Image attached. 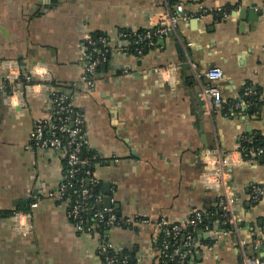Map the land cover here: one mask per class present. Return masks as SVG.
<instances>
[{
    "label": "crops",
    "instance_id": "0c3cea01",
    "mask_svg": "<svg viewBox=\"0 0 264 264\" xmlns=\"http://www.w3.org/2000/svg\"><path fill=\"white\" fill-rule=\"evenodd\" d=\"M201 2L214 11L186 7V20L139 56L123 49L122 34L157 28L166 0H0V264H103L97 236L80 233L60 200L63 156L31 144L36 125L53 116L56 89L71 94L102 159L93 191L104 205L111 198L119 217L148 221L109 235L120 254L136 250L137 264L154 262L161 219L183 225L194 210L219 209L217 192L200 181L211 153L232 152L236 188L264 186V154L239 152L241 136L264 135V104L231 111L247 85L264 97V0ZM93 36L107 45L89 87ZM213 66L224 71V104L206 116L197 92ZM29 74L34 83L9 95L8 84ZM236 215L237 234L215 241L204 232L191 264H243L240 241L249 256L264 257L254 248L264 198L242 197Z\"/></svg>",
    "mask_w": 264,
    "mask_h": 264
},
{
    "label": "built area",
    "instance_id": "2783aa9c",
    "mask_svg": "<svg viewBox=\"0 0 264 264\" xmlns=\"http://www.w3.org/2000/svg\"><path fill=\"white\" fill-rule=\"evenodd\" d=\"M168 13L164 15L157 28L147 30L144 33L139 32H124L122 34L123 41L126 46L123 48L128 51L129 39L134 38V44L138 45L135 48V54L142 56L147 47L154 45L155 39L167 36L172 30H175L178 25L186 20L185 10L190 5L197 3L201 6L204 13L213 12L214 10L201 0H166ZM218 11H222L219 9ZM102 47L107 45L105 38L99 39ZM95 46V42L89 37L86 42V50L89 47ZM96 48H93L95 51ZM99 56L94 57L92 53L86 54L85 73L83 82L92 87L95 82L96 72L99 66L104 61V52L100 49ZM204 76L207 83L203 84L198 92L197 99L201 104L203 114L206 116L217 113L224 104L223 94L218 83L224 79V71L217 66L208 68ZM33 75H25L24 78H19L17 81L8 84L10 89L9 95L22 94L23 89L33 84ZM53 95V97H52ZM50 94L49 101L53 107L54 113L51 119L39 122L33 133L31 134L32 146L53 150L63 156L66 160L69 173L68 176L62 177L59 188V194L62 196L66 190L72 186L66 183L67 178H72L79 172L81 166H85L90 157L82 158V150L84 146H88L86 138L85 117L82 113H76L73 110L70 96L66 94ZM256 95L252 86H245L242 96L232 107V114L239 111L240 107L248 108L253 105L249 100L250 97ZM264 101V97L262 99ZM56 119V123L52 122ZM66 139V140H65ZM245 140L241 136L240 141ZM241 147V146H240ZM239 152L243 158V152L239 148ZM264 154V146L259 150L251 151L250 155L258 156ZM96 155L93 159H96ZM244 159V158H243ZM33 162V160H32ZM105 163L109 161L104 160ZM99 164V163H97ZM233 166L232 152H214L204 159L203 171L200 174V181L204 188L216 191L219 196V211L223 214V219H214L211 221V226L204 229H199L200 225L206 219L215 216L214 212H203L194 210L185 224L172 223L166 219H161L158 223L159 228L164 234L160 249L155 248L156 258L155 264H191L196 252H199L203 245L198 241L195 235L187 234L185 231L189 227L195 231L201 230L208 234L213 240L221 241L224 238L236 235L239 230V219L236 215V206L242 201V197H249L252 202H259L264 198V186L253 185L251 188L238 189L231 183ZM92 170L88 171V183H97ZM79 199L74 207L68 211L69 218L74 219L75 228L82 234H90L97 236L99 239V256L103 264H120V252L114 247L110 241L109 235L116 226H120L121 222L127 226L135 223H140L144 226L149 225L145 219L125 218L118 221V215L113 207H104L98 210L94 215L97 219L106 221L107 233L100 237L99 230L95 225H89L87 220L79 218V213L86 211V199L90 196L89 188H84L79 194ZM100 202V199H99ZM67 205L69 201H66ZM106 216V217H105ZM245 242L240 241V246L243 254V264H264V257L249 256L245 251ZM254 248H264V226L260 229V236L254 241ZM170 249V252L166 250Z\"/></svg>",
    "mask_w": 264,
    "mask_h": 264
},
{
    "label": "trees",
    "instance_id": "16d2710c",
    "mask_svg": "<svg viewBox=\"0 0 264 264\" xmlns=\"http://www.w3.org/2000/svg\"><path fill=\"white\" fill-rule=\"evenodd\" d=\"M145 31H139V33H144ZM91 39L95 42V46L89 47V49L87 50L88 53H92L94 57H98V51L101 49L104 53L106 52L105 48L102 47V44H100L99 39L100 37H91ZM157 41V39H155L154 43ZM129 46H128V52L129 53H133L135 54V48L138 45L134 44V38L131 37L129 39ZM93 48H96L95 51H93ZM149 47L145 48L144 53L146 52V50ZM24 78V76L22 77ZM34 83V80L32 81ZM247 86H251V85H247ZM253 88V87H252ZM254 89V88H253ZM256 95L252 96L249 98V100L256 105H260V104H264V101L260 99V93L259 91L255 90ZM9 93H10V89H9ZM52 94H66L68 96H70V101H71V94L66 92V90H54V92L51 93ZM53 97V95H52ZM74 112L76 113H81L77 110H75V108L73 107ZM52 122L56 123V119L54 118L52 120ZM84 127H86L84 125ZM245 137V140L240 141V150L243 152V158L244 159H250L252 158L250 155L251 151H256L259 150L262 146H264V135L260 132H255V133H249V134H245L243 135ZM66 140V139H65ZM36 147V146H35ZM96 154H94L89 146H84L83 150H82V154L81 157L82 158H87L90 157V161L85 165V166H81L79 169V172L76 173L72 178H67L65 180L66 183H70L72 184L71 187H69L66 192L60 196V200L66 202L69 201L68 203V211L70 212V210L74 207L76 201L79 199V194H81V191L84 188H89L90 190V196L86 199V211L84 212H80L79 213V218L83 219V220H87L89 225H95L97 227V230H99L100 233V237L102 235H104V233H107L108 229L106 228L105 224L106 221L105 219L103 220H99L97 219L94 215L97 213L98 210H101L105 207L104 202L102 200V198H100L98 196V193H95L93 190L94 186H96L97 183H88L89 180V175L87 174L89 170H92V172H94L95 166L97 165V163H100L102 161V159L96 155V159H93V157ZM64 162V171H63V175L64 176H68L69 173V167L68 164L66 162V160H63ZM100 199V202H99ZM215 213V216L210 218V219H206L204 220V222L200 225L199 229H204L207 226H211V221H213L214 219H223V214L217 209L215 211H213ZM106 217V216H105ZM70 221L74 224V222H76L74 219L69 218ZM125 218L119 217L118 216V221L122 220ZM120 226H127L126 224H123L121 222ZM120 226H116L114 227H120ZM187 234H193L196 236V238L198 239V241L200 240V236L204 233L201 230L195 231L191 228H187L185 231ZM164 238V234L162 233L161 238L156 242L155 244V248L157 247V249H160V245L162 243V239ZM167 252H170V249L166 250ZM119 260H120V264H137V257H136V250L135 249H130V250H126L123 253L120 254L119 256ZM155 261L152 264H155Z\"/></svg>",
    "mask_w": 264,
    "mask_h": 264
},
{
    "label": "water",
    "instance_id": "95a60500",
    "mask_svg": "<svg viewBox=\"0 0 264 264\" xmlns=\"http://www.w3.org/2000/svg\"><path fill=\"white\" fill-rule=\"evenodd\" d=\"M103 65H104V64H103ZM95 190H96V189H95ZM104 201H105V203H106L105 206L108 207V208H110V207H111V198L108 197V198H106Z\"/></svg>",
    "mask_w": 264,
    "mask_h": 264
}]
</instances>
